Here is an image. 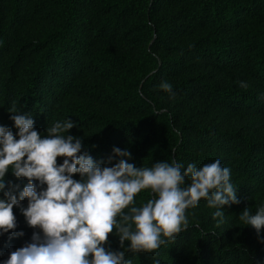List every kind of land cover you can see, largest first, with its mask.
I'll use <instances>...</instances> for the list:
<instances>
[{
    "label": "trees",
    "instance_id": "trees-1",
    "mask_svg": "<svg viewBox=\"0 0 264 264\" xmlns=\"http://www.w3.org/2000/svg\"><path fill=\"white\" fill-rule=\"evenodd\" d=\"M13 106L42 138L71 120L81 154L105 166L119 148L138 168L219 160L230 169L240 203L222 207L223 223L202 199L175 241L126 251V261L264 264V229L239 219L264 206V0H0V126L15 135ZM5 181L19 186L17 197L28 183L11 169ZM153 198L143 190L135 206ZM13 212L16 229L0 231V264L40 231L20 207ZM105 247L122 250L115 232Z\"/></svg>",
    "mask_w": 264,
    "mask_h": 264
},
{
    "label": "clouds",
    "instance_id": "clouds-1",
    "mask_svg": "<svg viewBox=\"0 0 264 264\" xmlns=\"http://www.w3.org/2000/svg\"><path fill=\"white\" fill-rule=\"evenodd\" d=\"M160 87L172 90L167 82ZM9 112L17 113L10 119L18 132L14 135L0 126L4 197L0 199V231L16 229L14 206L20 207L29 227L40 231L33 233L31 243L11 252L5 264H131L125 260L126 251L154 253L175 241L188 228L186 211L202 199L209 208L218 209L213 218L220 217V223L225 215L222 207L240 203L230 169L219 160L201 168L189 164L183 171L175 162L138 168L128 163L130 151L114 148L108 164L118 159L105 166L81 154V139L68 134L76 126L71 120L53 123L42 138L31 115L18 114L14 106ZM58 157L64 158L62 164L57 163ZM10 169L15 177L28 181L18 197L19 186L5 181ZM77 173L80 180L73 179ZM186 178L190 184L182 187ZM143 190H150L154 198L135 206V197ZM25 198L26 208L21 205ZM239 219L259 235L264 229V206L254 215L246 207ZM114 232L121 251L105 247ZM126 241L130 242L127 247Z\"/></svg>",
    "mask_w": 264,
    "mask_h": 264
}]
</instances>
